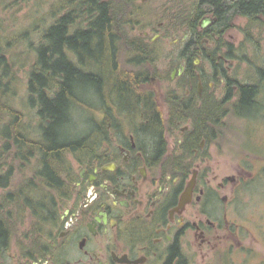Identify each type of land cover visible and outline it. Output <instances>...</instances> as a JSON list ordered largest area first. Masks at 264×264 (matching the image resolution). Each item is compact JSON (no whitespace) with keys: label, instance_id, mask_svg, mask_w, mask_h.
I'll return each instance as SVG.
<instances>
[{"label":"flooded vegetation","instance_id":"obj_1","mask_svg":"<svg viewBox=\"0 0 264 264\" xmlns=\"http://www.w3.org/2000/svg\"><path fill=\"white\" fill-rule=\"evenodd\" d=\"M140 1L141 21L126 35L146 40L148 0ZM178 1L185 6L178 62L169 73L152 67L145 82L128 83L126 95L113 88L118 83L104 84L102 103L88 113L92 128L63 136L74 190L62 207L57 192L47 193L56 197L55 210L40 226L30 223V212L25 223L0 225V264H264L263 257L254 262L251 216L240 205L245 177L253 174L241 164L232 174L217 169L221 116L237 115L225 95L212 93L215 79L226 92L235 61V48L221 42L251 38L248 25L264 24V0ZM136 24L143 26L137 34ZM165 34L160 29L148 42ZM82 100L78 105L89 102ZM207 100L225 109L220 121L206 122L208 130L197 120Z\"/></svg>","mask_w":264,"mask_h":264},{"label":"trees","instance_id":"obj_2","mask_svg":"<svg viewBox=\"0 0 264 264\" xmlns=\"http://www.w3.org/2000/svg\"><path fill=\"white\" fill-rule=\"evenodd\" d=\"M260 2L251 0L254 6ZM41 3L48 5L38 15ZM24 4H28V24L0 37V186L13 184L7 193L27 195L3 196L0 208L8 206L9 211L0 213V225H16L30 212V223L40 226L55 210L52 203L56 197L47 193L57 192L62 207L64 197L75 188V174L65 156L70 142L63 137L74 102L78 105L83 101L80 96L89 84L98 85L99 93L105 83H118L113 88L126 95L128 83L145 82L158 47L126 35L129 24L141 21L138 0H0L14 15ZM252 27L264 30L262 23L248 25V31ZM19 42H24L25 48L16 53L11 48ZM25 64L30 65L25 101L35 108V124L26 121L23 111L11 101L17 90V67ZM257 73L252 83L227 77L228 111L237 117L257 105V94L264 86V67H258ZM232 97L236 99L230 103ZM223 105L220 101L205 102L197 118L201 128L210 129L207 121L213 125L221 120L224 125L223 116L219 117L225 111ZM17 174L21 178L14 181ZM39 192L45 195H32Z\"/></svg>","mask_w":264,"mask_h":264},{"label":"rangeland","instance_id":"obj_3","mask_svg":"<svg viewBox=\"0 0 264 264\" xmlns=\"http://www.w3.org/2000/svg\"><path fill=\"white\" fill-rule=\"evenodd\" d=\"M138 1L141 3L140 0ZM47 5L48 3H41L37 7L36 13L38 15L43 14ZM144 5L148 10L145 23L150 28L149 37L145 41L148 42L149 38L160 29L166 32L162 40L154 42L158 47V56L153 67L169 73L172 65L179 60L177 53L181 47V41L175 40V37L181 35L184 30L182 23L185 6H182L178 0H148ZM11 10L0 5L1 38L7 36L11 31L23 29L28 24L29 20L26 15L28 4H24L23 9L15 13L16 16L12 14ZM159 22H162L161 28H159ZM142 27L137 25L135 34L140 31L139 29H143ZM173 33L175 34L173 35ZM252 33L253 36L248 38L250 41L246 43H244L246 39L243 38L235 40L227 38L223 40L235 48V54L232 56L235 61L230 65L229 76L238 78L242 82H255L258 78L257 68L264 67V30L260 31L259 28L253 27ZM24 48L25 43L19 42L11 49L16 53H20ZM27 64L17 67V90L11 101L23 111L26 121L35 124L37 122L36 119L34 120L35 108H31L25 101L27 73L30 68V65ZM207 66V62L204 60L201 68L207 69ZM89 85V87L86 86L83 89L84 93L82 94L86 95L81 94L80 96L81 99L89 102L83 105H76L70 120L75 121V123L67 128L68 131L65 129L63 132L82 134L92 128L87 120L88 113L92 110L94 111L95 106L102 103L100 96L102 91L98 93V85L96 84ZM212 93L215 96L225 95L224 84L220 80L215 79V87L212 89ZM256 99L257 105L251 109L250 113L239 117L229 114L224 119L220 136L215 141L217 145L216 154L220 160V165L217 169L222 175L235 172L238 164H241L253 174V177H245V181L248 184L240 189L242 193L240 205L243 214L251 216L249 225L254 237L250 236L247 240L249 245L254 248V262L261 257L264 258V86L257 94ZM28 173H31V171ZM19 178L21 176L17 174L13 180L17 181ZM12 188L13 184L7 187L0 186V203L4 196L3 194Z\"/></svg>","mask_w":264,"mask_h":264},{"label":"bare ground","instance_id":"obj_4","mask_svg":"<svg viewBox=\"0 0 264 264\" xmlns=\"http://www.w3.org/2000/svg\"><path fill=\"white\" fill-rule=\"evenodd\" d=\"M71 114H67V119L70 120Z\"/></svg>","mask_w":264,"mask_h":264}]
</instances>
